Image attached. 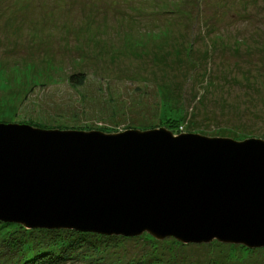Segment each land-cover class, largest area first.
Listing matches in <instances>:
<instances>
[{"label": "rangeland", "instance_id": "374dc122", "mask_svg": "<svg viewBox=\"0 0 264 264\" xmlns=\"http://www.w3.org/2000/svg\"><path fill=\"white\" fill-rule=\"evenodd\" d=\"M0 122L264 139V0H0ZM19 224L0 264L9 235L35 247ZM241 245L143 232L62 264H264Z\"/></svg>", "mask_w": 264, "mask_h": 264}, {"label": "water", "instance_id": "95a60500", "mask_svg": "<svg viewBox=\"0 0 264 264\" xmlns=\"http://www.w3.org/2000/svg\"><path fill=\"white\" fill-rule=\"evenodd\" d=\"M0 220L264 247V139L0 122Z\"/></svg>", "mask_w": 264, "mask_h": 264}, {"label": "trees", "instance_id": "16d2710c", "mask_svg": "<svg viewBox=\"0 0 264 264\" xmlns=\"http://www.w3.org/2000/svg\"><path fill=\"white\" fill-rule=\"evenodd\" d=\"M84 78L85 75L83 72H75L70 75L71 82L75 84L83 83ZM91 96L97 97L94 93ZM20 226L21 227L17 229L18 232H22L28 239H30L27 240L28 242H36L35 247L30 249L28 252L29 255H21L20 258H16L18 253H24L23 250H19L18 245L24 243V249L26 241L17 239L14 235H9V238H5L4 242L5 252H7L8 255L1 254V256L4 257L3 260L9 264H62L63 262L65 263L67 259H71L75 252L79 251L83 247L90 246V248L97 253L98 250H100L99 248L115 245L118 237H125L124 235H108L91 231H76L73 229L63 228H32L31 230L25 228V230L22 225ZM44 234L46 237L53 236L55 239L53 241H47V243L44 244L43 242L46 241L42 239ZM63 237L66 238L58 244L57 241ZM241 246L248 249L245 245ZM12 250L13 252H11ZM77 257L78 256H75L73 259H77Z\"/></svg>", "mask_w": 264, "mask_h": 264}]
</instances>
